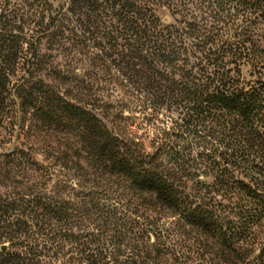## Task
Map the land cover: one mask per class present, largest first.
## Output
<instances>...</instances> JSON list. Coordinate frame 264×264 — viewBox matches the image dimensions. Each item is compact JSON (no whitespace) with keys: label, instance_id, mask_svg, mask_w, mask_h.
I'll return each instance as SVG.
<instances>
[{"label":"trees","instance_id":"obj_1","mask_svg":"<svg viewBox=\"0 0 264 264\" xmlns=\"http://www.w3.org/2000/svg\"><path fill=\"white\" fill-rule=\"evenodd\" d=\"M14 140L0 264H264V0H0ZM224 190L246 195L226 229Z\"/></svg>","mask_w":264,"mask_h":264},{"label":"rangeland","instance_id":"obj_2","mask_svg":"<svg viewBox=\"0 0 264 264\" xmlns=\"http://www.w3.org/2000/svg\"><path fill=\"white\" fill-rule=\"evenodd\" d=\"M13 1L18 2V3L21 2V0H13ZM70 1L71 0H50V2L53 4V6L55 8H59V6H61V5H64V6L68 5L70 3ZM159 16H161L166 23H170L172 21L168 12L165 10L159 11ZM243 73H244V77L246 79H248V80L251 79L250 78V69L248 67H245L243 69ZM105 94L108 96L107 93H105ZM92 110L99 116L100 119L103 120V122L105 124L108 125V109H92ZM137 111H139L137 113V115L140 119L138 121L140 122L141 118L143 117V110L141 111V109H138ZM41 139H42V137L38 138L36 140V143H40ZM21 143H22V140H20V141L14 140L12 143L3 146V148L0 149V153H5V152H8L10 150H13L17 146L21 145ZM262 158H264V155H263V153H260V156L258 157L257 161H262ZM36 159L38 161L42 162L44 160V157L42 156L41 153H36ZM206 182L208 184H212L213 178L209 176L208 178H206ZM257 196L259 199H262V198L264 199V191L259 192L257 194ZM245 197H246V195L243 192L238 193L236 191L233 193H227V192H225V190H224V192H222V196H220L219 200L222 203L221 209H222V216L225 219L224 220L225 221V223H224L225 229L228 225L227 223L230 220L235 221V222H237V221L239 222V219H238L239 216H236V213L239 211V206L242 204V198H245ZM251 228H252V233L250 235H248L249 236L248 242H250V244L252 245V248H253L255 254L264 253V218L260 221L254 222L252 224ZM242 240H244V238Z\"/></svg>","mask_w":264,"mask_h":264},{"label":"water","instance_id":"obj_3","mask_svg":"<svg viewBox=\"0 0 264 264\" xmlns=\"http://www.w3.org/2000/svg\"><path fill=\"white\" fill-rule=\"evenodd\" d=\"M7 250V245H4L3 247H2V251H6Z\"/></svg>","mask_w":264,"mask_h":264}]
</instances>
